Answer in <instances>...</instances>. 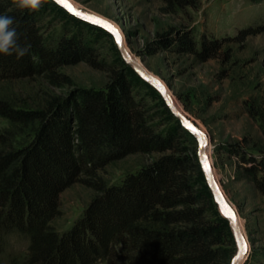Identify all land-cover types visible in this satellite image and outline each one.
I'll return each instance as SVG.
<instances>
[{
    "label": "trees",
    "instance_id": "obj_1",
    "mask_svg": "<svg viewBox=\"0 0 264 264\" xmlns=\"http://www.w3.org/2000/svg\"><path fill=\"white\" fill-rule=\"evenodd\" d=\"M161 2L166 15L193 6L192 0ZM42 8L63 11L77 30L48 39ZM0 14L15 18L19 43L30 45L23 57L0 54V119L8 124L0 129V264H231L236 242L207 184L195 137L118 50L110 62L85 31L108 33L53 0L35 11L0 0ZM263 33L264 25L250 26L235 37L200 41L195 30L173 29L159 35L155 51L207 62L226 45ZM80 63L106 72L110 83L50 95L37 109L18 107L5 91L38 77L56 88L71 85L60 71ZM249 113L260 117L264 135V110L253 104ZM257 150L241 148L238 155L244 176L264 196V149ZM131 155L160 156L117 184L100 174ZM78 183L95 195L61 233L53 223L62 194ZM10 242L21 248L9 250Z\"/></svg>",
    "mask_w": 264,
    "mask_h": 264
},
{
    "label": "rangeland",
    "instance_id": "obj_2",
    "mask_svg": "<svg viewBox=\"0 0 264 264\" xmlns=\"http://www.w3.org/2000/svg\"><path fill=\"white\" fill-rule=\"evenodd\" d=\"M70 1L112 22L122 32L130 52L165 83L182 112L209 136L215 174L238 213L250 245L245 261L264 264V196L244 176L238 155L241 148L250 152L264 149L261 119H254L249 113L253 104L264 110V33L242 43L226 45L218 58L207 62L191 55L155 51L159 35L173 29L195 30L201 41L203 35L225 39L237 36L247 27L264 25V0H192V7L175 15L161 12V0ZM41 12L48 39L58 38L65 30H77L63 11L42 8ZM85 34L99 42L105 58L110 62L116 59L119 49L112 35L100 34L92 28ZM60 72L71 79V85L56 88L38 77L6 85L5 91L18 107L37 109L50 95L68 97L77 89H102L110 83L106 72L94 70L85 63L64 67ZM143 94L147 95V91ZM149 103L153 104L152 100ZM7 125L0 119V129ZM196 148L198 155L197 140ZM159 156L131 155L100 174L108 183L117 184L129 172L149 165ZM94 195V191L79 183L65 191L61 197V215L53 223L57 230L62 233L71 229ZM10 245L9 250L21 248L17 243L10 242Z\"/></svg>",
    "mask_w": 264,
    "mask_h": 264
},
{
    "label": "water",
    "instance_id": "obj_3",
    "mask_svg": "<svg viewBox=\"0 0 264 264\" xmlns=\"http://www.w3.org/2000/svg\"><path fill=\"white\" fill-rule=\"evenodd\" d=\"M53 1L61 8L66 10L70 15L78 18L79 20L87 22L93 26L99 27L102 30L108 32L110 35H112L125 62L135 70V72L138 74L140 78H142L144 81L149 83L160 93V95L166 102L168 108L171 110L173 115L180 121L182 127L195 137L198 143V157H199L200 165L204 172L207 184L213 194L215 203L217 204L221 215L226 220H228L236 242V254L233 257L231 264H240L243 261L247 260L250 252V245L246 234L242 231L240 220L238 219L237 211L234 209L232 204L227 199L222 189V186L220 185L218 179L214 174V164H212L210 160V156L208 154V150L210 147L209 136L202 130V128L195 121L190 119V117H188L184 112L178 109V107L174 103V98L169 93V90L165 85V83L157 76L152 74L143 64H141L136 60V58L132 55L130 50H128L127 43L124 36L122 35V32L112 22L108 21L105 18L91 14L89 12H86L78 8L70 0H61V2L59 3L57 2V0H53ZM77 12L80 13L79 16L75 14ZM84 17H92L98 19L101 21V23H93L91 19H85ZM105 23L111 24L117 30V32L114 33L110 31L108 28L104 26ZM117 33L119 35V39H117ZM188 125H191V127H189ZM202 141H203V146H202ZM205 159L208 162V168L204 167ZM229 210L235 213V216L237 218L235 223H233L231 217L226 214ZM242 243L247 245V250L243 252V254H241Z\"/></svg>",
    "mask_w": 264,
    "mask_h": 264
},
{
    "label": "clouds",
    "instance_id": "obj_4",
    "mask_svg": "<svg viewBox=\"0 0 264 264\" xmlns=\"http://www.w3.org/2000/svg\"><path fill=\"white\" fill-rule=\"evenodd\" d=\"M16 8L35 11L42 5V0H13ZM15 18L11 15L0 14V54L13 55L18 58L28 54L30 45H21Z\"/></svg>",
    "mask_w": 264,
    "mask_h": 264
},
{
    "label": "snow or ice",
    "instance_id": "obj_5",
    "mask_svg": "<svg viewBox=\"0 0 264 264\" xmlns=\"http://www.w3.org/2000/svg\"><path fill=\"white\" fill-rule=\"evenodd\" d=\"M57 2L59 3V2H61V0H57ZM75 14H76L77 16L80 15L79 12H77V13H75ZM84 18H85V19H91L93 23H101L100 20L95 19V18H92V17H84ZM104 26H105L106 28H108L110 31L114 32V33L117 32V30H116L111 24H107V23H105ZM117 39H119V35H118V33H117ZM157 83H158V82H157ZM188 126L191 127V125H188ZM202 146H203V141H202ZM204 167H205V168H208V162H207L206 159H205V161H204ZM226 214H227L228 216L231 217L233 223L236 222V219H237V218H236L234 212H232L231 210H229ZM246 250H247V245L242 243V246H241V254H243V252H245Z\"/></svg>",
    "mask_w": 264,
    "mask_h": 264
},
{
    "label": "bare ground",
    "instance_id": "obj_6",
    "mask_svg": "<svg viewBox=\"0 0 264 264\" xmlns=\"http://www.w3.org/2000/svg\"><path fill=\"white\" fill-rule=\"evenodd\" d=\"M75 5V4H74ZM128 50H129V48H128ZM133 55V54H132ZM134 56V55H133ZM135 57V56H134ZM136 58V57H135ZM136 60L138 61V62H140L141 64H143L141 61H139L137 58H136ZM169 90V89H168ZM169 93H170V91H169ZM171 94V93H170ZM172 95V94H171ZM174 98V97H173ZM174 103L176 104V106L178 107V109L179 110H181V108L179 107V105L177 104V102H176V100H175V98H174ZM182 111V110H181ZM208 154H209V150H208ZM209 156H210V154H209ZM210 160H211V157H210ZM211 162H212V160H211ZM212 164H213V162H212ZM214 174H215V171H214ZM215 176H216V174H215ZM216 178H217V176H216ZM238 219L240 220V218L238 217ZM240 225H241V228H242V231L244 232V230H243V227H242V223H241V220H240ZM240 264H242V263H240Z\"/></svg>",
    "mask_w": 264,
    "mask_h": 264
}]
</instances>
